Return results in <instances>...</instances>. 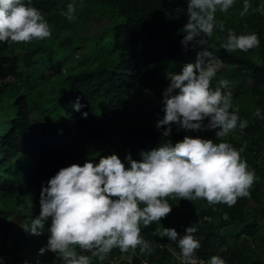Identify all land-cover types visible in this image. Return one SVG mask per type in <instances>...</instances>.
<instances>
[{"label": "clouds", "instance_id": "obj_1", "mask_svg": "<svg viewBox=\"0 0 264 264\" xmlns=\"http://www.w3.org/2000/svg\"><path fill=\"white\" fill-rule=\"evenodd\" d=\"M235 3L236 0H183L184 6L175 9L177 17L186 18L178 29L181 49L194 51L195 58L183 64L179 72L166 75L168 83L161 93V107L154 105L157 116L150 113L147 116L154 117L152 126L155 122L157 130L162 128V137H169L173 126L177 132L186 134L175 142L163 140L151 150H140V159H133L130 152L122 156L115 152L87 156L93 159H85L82 164L71 163L60 167L51 177L37 179L46 150L66 148L64 132L72 125L66 107L87 118L88 112L81 111L85 105L79 96L70 98L63 87L56 84V97L52 99L35 101L29 95L20 94L10 99L11 105L0 108V142L4 143L0 162L10 153L11 144L19 148L21 155V159H9L5 174L22 170L33 177L29 193L24 194L35 203L38 201L40 211L27 212L30 218L24 222L23 229L29 235H36L37 240H43L42 244L38 243V255L47 250L55 254L58 264H93L94 260L103 264L113 249H118L122 255L135 254L138 250L145 256L142 264H147V256L158 243L146 239L141 229L154 222L159 226L151 235L166 237L174 243V247L173 243L167 247L179 264H227L218 254L206 259L197 256L201 242L194 235L195 223L178 234L174 228L161 227L160 221L173 207L170 199L203 200L209 206L222 204L231 208L239 198L251 195L256 172L242 157L243 146L236 148L227 139H221L242 131L249 121L233 106L228 79H220L212 86L219 66L224 64L205 47L208 38L217 32L223 34L219 47L226 53H247L260 46L256 31L238 33L233 28L226 29L224 21L217 19V12L226 13ZM75 12V3L69 2L61 15L72 21L76 18ZM253 12L264 15V0H257L255 6L253 0H242L239 15L245 17ZM51 35L45 13L33 6L31 0H0V43L11 46L42 41ZM80 45L86 49L84 44ZM54 60L49 54L42 58L33 55L29 67L19 68V77L32 82L33 86L46 83L51 79L53 66L44 63ZM20 91L25 92L23 88ZM49 105L65 115L50 116ZM17 111L26 123L12 140L11 128L2 118L5 114L6 119L12 120ZM252 115L264 120V109L257 106ZM132 125L141 126V123ZM46 128L51 131L47 137L64 143L57 147L48 143L47 137L44 138ZM205 130L213 131L215 139L187 134ZM1 175L2 172L0 179ZM26 196L17 194L15 199L33 206ZM12 238L0 234V247L12 246V242L9 243ZM3 257L0 252V264H5ZM21 264H29V261Z\"/></svg>", "mask_w": 264, "mask_h": 264}, {"label": "trees", "instance_id": "obj_2", "mask_svg": "<svg viewBox=\"0 0 264 264\" xmlns=\"http://www.w3.org/2000/svg\"><path fill=\"white\" fill-rule=\"evenodd\" d=\"M69 2L76 5V18L72 21L60 18L62 8ZM31 3L45 13L52 34L61 30V35H55L49 41L46 38L29 42L27 47L25 43H22L24 46L0 43V108L11 105L10 99L20 94L29 95L35 101L52 99L56 97L58 84L70 98L79 96L85 105L81 111L88 112L87 118H82L80 112L66 107L69 113L66 115L72 120V125L64 132L67 137L66 148L46 150L37 179L46 175L51 177L60 167L71 163L82 164L81 160L87 156L98 157L111 152L122 156L130 152L132 158L137 160V157L140 159V150H151L163 140L175 142L182 139L186 133L177 132L174 128L169 137H162V128L157 130L155 122L152 126V118L141 117L137 112L138 103L130 104L127 96L146 88L163 90L168 83L165 77L169 72H179L183 64L194 60L195 52L182 51L179 44L182 37L178 29L186 18L183 15L177 17L175 9L184 6L183 0H31ZM256 3L257 0H253V6ZM91 5H99L100 12L113 11L121 21L113 25L98 22L99 33L91 37L103 43L104 56L86 66L74 59L79 49L82 55L87 50L77 41L83 37L73 34L72 25L81 20ZM216 15L218 20L224 21L226 29L233 28L238 33L256 31L260 38L257 52L251 49L247 53H226L219 47L223 34L218 32L208 38L205 47L213 51L224 64L217 71V82L220 79L229 80L233 106L238 107L239 115L249 121L245 129L237 130L225 139L236 148L243 146L242 157L263 180L256 179L251 195L239 198L231 208L222 204L209 206L203 200L190 202L183 198L170 199L169 203L173 207L169 214L161 218L160 226L174 228L178 234H183L185 227L195 223L197 231L194 235L201 242L197 256L202 259L218 254L227 264H264V253L254 251V248L264 249V120L252 115L257 106L264 109V22L261 20L264 15L253 12L241 17L232 8L226 13L217 12ZM66 25L70 26V31L64 29ZM46 54L55 59L52 61L54 65L50 81L33 86L32 82L19 77V68L29 67L31 56L42 58ZM66 67L68 69L65 71ZM20 88L25 92L22 93ZM48 109L52 117L65 115L53 105H49ZM4 115L2 120L11 128V139L14 140L16 133L23 130L21 125L26 122L21 120L20 111L14 114L12 120L6 119ZM134 122L141 123V128L132 125ZM50 134V128H46L44 138ZM204 135L211 138L214 134ZM47 141L56 144V147L64 143L58 139L51 140L50 137H47ZM11 145L10 153L0 162V234L4 237L7 230L14 228L20 233L12 246L0 247V252L7 264H21L24 260L32 264L29 252L23 253V249L31 245L30 251L37 258L40 256L37 251L40 246L36 241H29V234L20 224L30 218L28 211L39 213V203L24 194L29 193L33 184L32 176L24 174L22 170L5 174L9 159H21L19 148ZM3 146L4 143L0 142V149ZM125 166H128L127 163ZM17 194L26 196L29 202L34 203L33 206L25 200L16 201ZM158 226L154 222L142 226L145 238L151 240L149 234ZM154 242L158 244L153 245L154 252L147 256V264H179L167 247L173 242L166 237H159ZM160 243L164 246H159ZM113 257L117 261H112ZM128 257H131L129 261ZM41 259L38 260L39 264H43ZM144 259L145 256L139 254L138 250L135 254L122 255L118 249H113L103 264H142ZM93 264L99 262L94 260Z\"/></svg>", "mask_w": 264, "mask_h": 264}, {"label": "rangeland", "instance_id": "obj_3", "mask_svg": "<svg viewBox=\"0 0 264 264\" xmlns=\"http://www.w3.org/2000/svg\"><path fill=\"white\" fill-rule=\"evenodd\" d=\"M241 7H242V0H236V3L233 5L232 10L235 13H237V12L239 13ZM63 9H65V7L62 8V10ZM99 9H100L99 5H91V6L87 7L86 13L83 14L81 20L78 22H75L72 25L73 34L83 37L82 40H77V41L84 44L86 47V50H87L85 52V54L82 55L80 52L81 49H79L77 51L75 57H74V59H76V61L81 63L82 65H86V66L91 65V63L93 61L97 60L101 56H104V52L102 50V44L103 43L98 41V40H93L92 39L93 37H91V36L99 33L98 22L102 23L103 25H113V24L121 21V18L119 16H117L113 11L107 10V11H101L100 12ZM236 15L237 14H235V16ZM60 18H64V16L60 15ZM261 20H262V22H264V18H262ZM53 24H55V23H53ZM49 25H51L50 22H49ZM64 29L66 31H70V26L66 25L64 27ZM58 34L61 35V30L55 31L54 34H52L49 37V39L47 38L48 40L47 39L46 40L49 41V40H51L52 37H54L55 35H58ZM87 36H90V37H87ZM18 45L24 46V45H22V43H18ZM28 45H29V43H25L26 47ZM104 45H107V44H104ZM256 52H257V49H256ZM256 55H258V53ZM188 59H189V57H188ZM188 59L186 58V62H188ZM44 64L48 67L53 66V63L51 61H46ZM220 68H222V64L219 66L218 70ZM67 69L68 68L66 67L65 71ZM218 76H219V74L217 73L216 77L213 78V80L211 82L212 86H215L217 84ZM161 93H162V90L160 88L159 89L158 88H146L142 92L136 90L133 93L128 94L127 100L130 104H132L134 102L138 103L137 112L139 113V115L141 117L147 116L149 113L151 115H154L156 113V110H154L153 106L154 105H161L160 104ZM81 103H82V101H81ZM143 108L144 109L147 108L148 110H144ZM138 119L141 120V118L139 116H138ZM173 128L175 129V126H173ZM189 133H192V132H189ZM201 133H202V135H201ZM205 133L214 134L213 131H209V130H205L203 132H195L192 134L195 136L203 137V138H210V137L204 135ZM232 134H235V132ZM212 136L213 137H211V138L215 139L214 135H212ZM225 138H221V139H225ZM85 159H93V158L92 157H86V158L82 159L81 162L83 163ZM256 179L263 180V178L258 174H256ZM31 215H33V214H31ZM9 221H10V219H9ZM20 225L24 226L25 224L21 223ZM18 231L19 230L17 228L7 230V234H6L7 237H9V235H11V237H13L12 241H11V239H9V243L13 242L14 240H17L16 238L18 237V234H19ZM141 231H142V229H141ZM153 231H155V229L151 230V232H153ZM31 235H28V239L30 242L36 241L39 244L43 243L42 239L37 240L38 237L36 235H32V236ZM149 237H151V240L153 239L154 241L159 240V237L152 236L151 233L149 234ZM9 245H11V244H9ZM5 246H7V245L5 244ZM30 248H31V245L27 246L25 249H23V253L29 252L28 257H29L30 261L32 262V264H37V261L40 260L41 258H42L41 262L43 264H58V262L56 261V257H55L54 253H51V252L48 253L49 251L46 250L42 255H40V257L36 258L35 254L30 251ZM8 249H10V248H8ZM254 251L256 253H261V252L264 253V249H261V248H254ZM128 259H130V257H128ZM112 261H117V260L115 257H113ZM7 263L5 262V264H7ZM13 264H16V262Z\"/></svg>", "mask_w": 264, "mask_h": 264}]
</instances>
